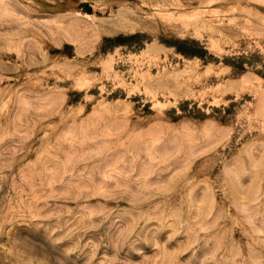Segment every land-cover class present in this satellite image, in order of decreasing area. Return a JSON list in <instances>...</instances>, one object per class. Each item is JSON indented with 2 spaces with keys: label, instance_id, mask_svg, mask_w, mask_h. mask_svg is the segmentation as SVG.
<instances>
[{
  "label": "rangeland",
  "instance_id": "374dc122",
  "mask_svg": "<svg viewBox=\"0 0 264 264\" xmlns=\"http://www.w3.org/2000/svg\"><path fill=\"white\" fill-rule=\"evenodd\" d=\"M0 264H264V0H0Z\"/></svg>",
  "mask_w": 264,
  "mask_h": 264
}]
</instances>
